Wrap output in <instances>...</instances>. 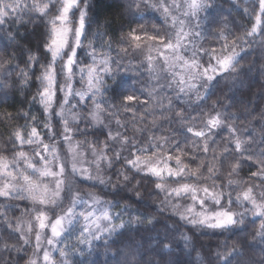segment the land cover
I'll return each instance as SVG.
<instances>
[{
	"label": "clouds",
	"instance_id": "obj_1",
	"mask_svg": "<svg viewBox=\"0 0 264 264\" xmlns=\"http://www.w3.org/2000/svg\"><path fill=\"white\" fill-rule=\"evenodd\" d=\"M0 264H264V0H0Z\"/></svg>",
	"mask_w": 264,
	"mask_h": 264
}]
</instances>
